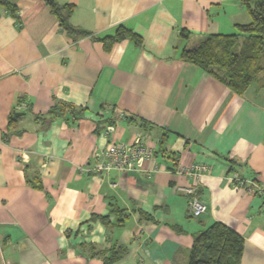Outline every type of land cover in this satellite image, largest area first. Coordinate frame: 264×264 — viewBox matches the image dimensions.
<instances>
[{"label":"crops","instance_id":"0c3cea01","mask_svg":"<svg viewBox=\"0 0 264 264\" xmlns=\"http://www.w3.org/2000/svg\"><path fill=\"white\" fill-rule=\"evenodd\" d=\"M9 1L14 14L0 6V264H102L92 248L119 246L112 264H186L194 233L212 221L243 237L240 264H264V70L237 95L180 56L248 22L241 1L56 0L74 5L70 23L88 32L79 38L43 0ZM118 26L139 41L105 51L98 37ZM20 100L28 105L9 124ZM137 137L154 151L132 172L80 170L110 141ZM200 162L197 177L176 173ZM179 186H192L205 212L193 217ZM114 208L123 225L111 224Z\"/></svg>","mask_w":264,"mask_h":264},{"label":"trees","instance_id":"16d2710c","mask_svg":"<svg viewBox=\"0 0 264 264\" xmlns=\"http://www.w3.org/2000/svg\"><path fill=\"white\" fill-rule=\"evenodd\" d=\"M43 1L66 34L73 38L88 35L86 30L72 25L69 21L74 5L59 4L56 0ZM240 1L249 15L248 22L236 24L234 33L207 34L192 47L183 48L180 53L183 60L201 68L237 95H242L251 83L260 81L261 72L264 70V0ZM0 6L12 14L16 12V6L9 0H0ZM125 37L139 41L136 34L123 26H118L113 34L98 37V40L102 42L104 50L108 51L114 42ZM22 102L25 101L20 100L17 108L10 114L9 124L14 123L22 115L23 112L19 108ZM57 109L67 108L60 105L50 111ZM111 212L117 217L111 224L123 225L127 217L124 211L114 208ZM138 215L140 219L150 218L140 210ZM100 219L107 220V216ZM243 245V237L235 230L219 221H212L194 233L186 264H240ZM125 252L126 249L120 246L116 249L92 248L91 256L102 257V264H112Z\"/></svg>","mask_w":264,"mask_h":264},{"label":"built area","instance_id":"2783aa9c","mask_svg":"<svg viewBox=\"0 0 264 264\" xmlns=\"http://www.w3.org/2000/svg\"><path fill=\"white\" fill-rule=\"evenodd\" d=\"M27 103L22 102L19 108L25 109ZM153 147L146 141H141L138 137L132 143H125L121 141H110L108 145L98 153H94L97 161L91 168L80 167L81 171H87L90 169L108 172L115 170L120 173L132 172L135 170V163L137 160L144 158L151 160L153 155ZM151 162V161H150ZM157 166L150 164L147 171L149 174L154 172ZM207 170V165L204 162L194 163L189 166L179 165L176 173L178 175H194L199 176L202 172ZM229 180L235 181L238 186L246 185V190L255 194L263 191V186L259 182L253 180H245L238 177L236 174L228 177ZM178 189L186 194L191 195L188 201L189 211L193 216H199L205 212V203L193 196L194 188L192 186H179Z\"/></svg>","mask_w":264,"mask_h":264}]
</instances>
